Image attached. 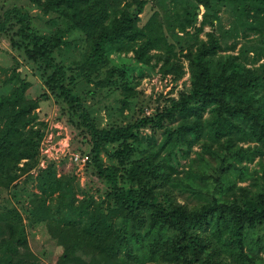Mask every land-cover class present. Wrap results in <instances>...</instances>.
Here are the masks:
<instances>
[{
    "label": "trees",
    "instance_id": "16d2710c",
    "mask_svg": "<svg viewBox=\"0 0 264 264\" xmlns=\"http://www.w3.org/2000/svg\"><path fill=\"white\" fill-rule=\"evenodd\" d=\"M151 1L139 23L147 0H0V35L83 130L85 166L103 183L99 197H77L53 161L13 182L36 162L45 123L35 109L48 93L28 96L30 82L12 67L0 92V187L25 201L21 211L0 206V264H42L27 227L52 242V264H264L255 250L264 244V71L246 65L245 47L221 53L213 30L198 35L229 5L234 34L257 36L260 45L250 49L257 59L264 0ZM112 52L130 53L135 63H115ZM178 55L187 84L149 114L125 120L140 66L158 64L176 79L184 72ZM98 93L114 101L102 104L115 115L103 125L87 102ZM178 156L185 167H176ZM29 180L38 191L23 185ZM183 191L196 201H180Z\"/></svg>",
    "mask_w": 264,
    "mask_h": 264
},
{
    "label": "rangeland",
    "instance_id": "374dc122",
    "mask_svg": "<svg viewBox=\"0 0 264 264\" xmlns=\"http://www.w3.org/2000/svg\"><path fill=\"white\" fill-rule=\"evenodd\" d=\"M2 1L9 3L15 2L25 6L29 4L28 0ZM151 2V0H147L144 5L143 10L140 13L139 23H142L154 8ZM43 18L45 17L43 16L41 18L37 16L34 18V22H36L39 27L44 28L47 27L48 24L43 21ZM232 22L233 12L230 6L222 5L219 10V21L214 23L211 27L209 25H204L202 31H200L198 35L204 38V31L213 30L220 40L221 48L218 51L221 53H236L245 47L246 50L244 49L241 55L244 56L243 60L246 65L255 67L258 71H264L261 68L262 63L264 62V53H260V56L257 59L251 60L253 52L250 49L254 46L260 45V43H256V41H258L257 36L250 31L247 32V35L245 36L240 35V32L234 34V31L231 30ZM233 41H235L234 47L231 48L229 45ZM254 42L256 44H254ZM119 55L117 56L114 52L109 54L115 63L120 61L118 58H123L124 63H135L128 56L130 53L126 56H123L122 54ZM178 57L183 65L184 72L182 76L176 79H173L170 74L162 75L157 69L158 64L154 67L140 66L143 74L141 76H136L139 78L138 83L134 85L137 93L131 100V108L123 110V113H126L127 115L125 120L131 121L140 115L149 114L154 110L156 105H158V107L162 105L166 101V98L170 96H177L179 89H182V87L187 84L188 76L186 60L182 56L178 55ZM12 67H14L23 78L30 82V86L26 90L28 96L37 97L41 92L46 91V88L41 83V80L33 69L31 63L25 60L17 50L10 47L5 36L0 35V92L5 90L7 86L2 83V78L9 74ZM97 97H99L97 101H95L94 98L89 99L87 97V102H90L93 105L91 112L97 124L103 125L107 123L108 119H114L115 115H108L102 104L103 102L110 104L114 103V101L109 99L110 96L103 95V93H98ZM35 110L37 112V118L45 123L43 136L38 144L37 159L35 164L28 171L22 172L13 182L22 181L26 173L35 175V173L39 169L43 168L47 162L53 161L56 167V175L64 173L72 179L73 183H75L78 188L75 194L77 197L81 196L83 191L92 194L94 198L99 197L103 187L102 181L93 172H91L89 166H85V162L73 161L69 158L71 152L86 154L89 143L85 139L83 130L75 125V123L68 117L67 111L64 109L62 104H60V102H58L55 97L49 93L46 98L39 100L38 107ZM148 130L149 129L147 127L141 128L140 133H148ZM193 148L197 149V145H194ZM193 155L194 151L191 150L189 152V156L192 157ZM255 160L256 157L251 162H248L249 168L256 166ZM186 161L187 158L178 156V163L176 164V167H185ZM21 162L22 160L19 164H21ZM246 182L247 179L238 181V183ZM22 183L23 185H26L28 189L38 191V189L33 185L32 180L27 182L23 181ZM13 192H15V189L12 187L9 189L0 187V206L6 207L14 205L19 209V211H21L20 204L24 202L25 199L22 198L23 200H20L19 197H14ZM177 197L180 201L188 203H194L196 201V199L186 191L177 192ZM21 213L24 214L23 211ZM27 238L29 247L38 257L39 262L42 264H52L51 260L54 249L52 242L44 239L39 230L28 227ZM56 248L57 251L58 247ZM42 250L45 252H42ZM255 250L261 253L264 257V244H262L261 248H255Z\"/></svg>",
    "mask_w": 264,
    "mask_h": 264
},
{
    "label": "built area",
    "instance_id": "2783aa9c",
    "mask_svg": "<svg viewBox=\"0 0 264 264\" xmlns=\"http://www.w3.org/2000/svg\"><path fill=\"white\" fill-rule=\"evenodd\" d=\"M69 158L73 161L85 162L88 159L87 154H79L77 152H71Z\"/></svg>",
    "mask_w": 264,
    "mask_h": 264
}]
</instances>
